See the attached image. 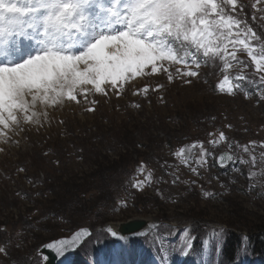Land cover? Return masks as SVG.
I'll return each instance as SVG.
<instances>
[{"label":"rangeland","instance_id":"1","mask_svg":"<svg viewBox=\"0 0 264 264\" xmlns=\"http://www.w3.org/2000/svg\"><path fill=\"white\" fill-rule=\"evenodd\" d=\"M241 2L240 18L264 40L259 10L264 0ZM238 55L249 60L246 52ZM253 68L249 63L244 69L248 81L234 95L217 90L223 74L209 62L190 84L180 78L169 83L161 73L125 83L119 97L109 89L108 96L93 91L79 104L38 105L40 125H22L7 144L0 141V246L7 253H0V264H44L41 245L80 227L92 233L75 251L74 264H155V255L173 258L181 247H200L202 237L209 246L217 239L225 248L230 232L240 235L241 251L249 258L243 237L264 227V84ZM238 71L234 67L230 77ZM145 84L164 87L147 97L133 95ZM93 106L95 111H87ZM221 131L228 139L209 144ZM20 138L24 144L12 142ZM194 141H203L213 154L202 165L196 163L199 147L186 149L187 165L174 155ZM238 145H249L254 166L239 163L250 156ZM227 150L237 162L220 168L215 157ZM149 171L151 183L142 191L133 188V180H144ZM250 172L256 173L252 179ZM135 220L146 221L150 229L133 237L108 231L113 223ZM258 254L263 262L264 251Z\"/></svg>","mask_w":264,"mask_h":264},{"label":"snow or ice","instance_id":"2","mask_svg":"<svg viewBox=\"0 0 264 264\" xmlns=\"http://www.w3.org/2000/svg\"><path fill=\"white\" fill-rule=\"evenodd\" d=\"M243 10L241 0H0V141L7 144L10 133L24 130L22 125H40L38 105L46 109L65 101L79 104L90 92L108 96L109 89L119 97L125 83L137 77L163 73L169 83L180 78L190 84L201 65L211 62L223 74L217 90L234 95L248 81L244 69L250 63L255 78L264 84V40L240 18ZM240 52H246L249 60L241 59ZM234 67L239 71L230 77ZM163 87L145 84L133 95L147 97L150 90L159 92ZM227 139L221 131L209 144ZM249 144L254 147L256 142ZM238 146L250 156L239 163L254 166L256 157L249 145ZM196 147L200 149L196 163L202 165L213 155L203 141L181 147L174 155L187 165L186 149ZM215 159L221 167L237 162L230 154ZM191 170L199 175L196 167ZM138 171L143 173L145 166L141 164ZM255 175L250 172L249 179ZM151 181L149 171L144 180H133L132 187L142 191ZM122 204L127 206L126 201ZM81 234L88 230L75 233L71 243ZM62 244L68 247L67 242ZM47 247L56 250L52 244ZM0 253L7 254L5 247L0 246Z\"/></svg>","mask_w":264,"mask_h":264},{"label":"water","instance_id":"3","mask_svg":"<svg viewBox=\"0 0 264 264\" xmlns=\"http://www.w3.org/2000/svg\"><path fill=\"white\" fill-rule=\"evenodd\" d=\"M220 155H225V157H227L229 153H222ZM141 224L142 223L135 224L136 225L135 227L133 226L130 229L123 230V232H130L129 234H134L138 230H143L149 227V224L144 226H142ZM125 225L128 226V224ZM82 229H87L88 234L87 235L81 234L79 238L76 240V243L72 244L71 241L72 238L74 237V234ZM115 231H117L118 233L121 232L123 235H129V234H124L119 229ZM90 233L91 231L88 227H80L78 230L74 231L68 237L66 236L60 237L58 240H52L49 243L41 245L39 252L43 254V258H45V264H72L74 260L75 251L79 248V246L84 242V240ZM62 242H67L68 247L64 248ZM49 244H52L56 250L54 251L52 249H49L47 247Z\"/></svg>","mask_w":264,"mask_h":264},{"label":"trees","instance_id":"4","mask_svg":"<svg viewBox=\"0 0 264 264\" xmlns=\"http://www.w3.org/2000/svg\"><path fill=\"white\" fill-rule=\"evenodd\" d=\"M257 230L258 232L251 234L250 238L252 239L254 245L253 250L260 253L264 251V227L259 226ZM239 242L240 235L230 232L227 240V246L225 247L226 257L229 262L233 261L237 257L238 251L240 250Z\"/></svg>","mask_w":264,"mask_h":264},{"label":"bare ground","instance_id":"5","mask_svg":"<svg viewBox=\"0 0 264 264\" xmlns=\"http://www.w3.org/2000/svg\"><path fill=\"white\" fill-rule=\"evenodd\" d=\"M40 111V110H39ZM139 223H142L141 225L142 226H144V225H146L147 224V222L146 221H144V220H135V222H130V223H127L128 224V226H126L125 224H120V223H118V222H116V223H113L112 224V227L114 228V229H119L120 231H122L123 232V230H126V229H130L131 227H135L136 225L135 224H139ZM152 223V222H151ZM150 223V224H151ZM150 229V226L148 227V228H145V229H143V230H138V231H136L135 233H137V234H140V233H143V232H146L147 230H149ZM114 231V230H113ZM117 233V232H116ZM121 233V232H120ZM124 234H129L130 232H123ZM134 233V234H135ZM134 234H130V235H128V236H130V237H133L134 236ZM122 235V233L121 234H118L117 233V236H121ZM131 235H133V236H131Z\"/></svg>","mask_w":264,"mask_h":264}]
</instances>
